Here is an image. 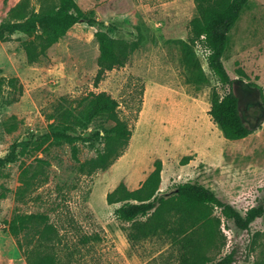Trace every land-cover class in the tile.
I'll return each instance as SVG.
<instances>
[{"label": "rangeland", "instance_id": "374dc122", "mask_svg": "<svg viewBox=\"0 0 264 264\" xmlns=\"http://www.w3.org/2000/svg\"><path fill=\"white\" fill-rule=\"evenodd\" d=\"M20 1L0 0V22ZM75 1L98 23L74 24L45 55L29 61L23 42L33 35L14 32L0 40V158L14 144L17 150L28 145L27 153L0 165V264H29L32 243L23 238L20 246L8 222L16 213L31 212L45 213L55 226L47 251L57 264H176L181 248L171 236L137 238L136 226L115 218L119 204H108L106 194L121 181L129 189L139 187L160 159L159 197L169 201L175 186L186 181L205 185L241 212L264 200V0H249L242 9L222 57L243 119L254 128L238 140L224 138L208 115L211 90L222 94L229 87L208 69L199 42L183 43L194 0ZM28 4L38 10L40 1ZM96 31L125 54L122 66L100 69ZM199 68L204 83L195 79ZM252 84L261 87L263 98ZM101 91L118 101L116 115L132 132L123 148L116 146L121 154L106 168L93 162L105 149L103 128L114 124L110 119L77 125L68 132L78 136L72 144L44 139L69 107L85 121L90 94ZM72 146L90 167L80 170ZM26 168L30 185L25 189ZM204 209L208 220L191 233L203 258L215 261L235 245L234 264H264V215L246 232L226 222L218 208ZM170 221L175 228L178 216Z\"/></svg>", "mask_w": 264, "mask_h": 264}, {"label": "trees", "instance_id": "16d2710c", "mask_svg": "<svg viewBox=\"0 0 264 264\" xmlns=\"http://www.w3.org/2000/svg\"><path fill=\"white\" fill-rule=\"evenodd\" d=\"M39 1V8L35 10L34 6L29 7L28 0H21L9 9L8 17L0 22V40L6 39L14 32L34 36L23 42L29 61L37 59L39 55H45L46 49L59 41L67 30L79 21L83 20L90 26L98 23L96 18L89 17L80 9L75 0ZM248 2L249 0H194L195 15L189 22L188 40L183 42L186 46L188 43L199 42L206 50L205 59L208 69L219 83L229 87L222 94L215 88L211 90L208 109V115L213 123L223 137L229 140L242 139L254 130L243 119L239 98L232 89L234 79L230 77L222 62L228 45L229 31ZM94 35L98 43L100 69L122 66L125 54L115 48L110 37L101 31H96ZM195 79L198 83L207 80L200 68L196 71ZM252 85L258 88L260 98H263L261 87ZM90 96L85 121L80 122V118L73 112L74 108L69 107L59 114L57 123L49 125L44 139L51 138L55 143L72 144L78 136L72 137L68 132L75 130L77 125L86 127L96 117L110 119L114 124L109 128H103L106 133L105 149L93 162V167L97 165L106 168L121 154L122 149H116V146L119 144L123 148L132 132L128 124L116 115L118 107L116 99L104 91L91 93ZM42 142L38 143V146ZM27 146L26 143L17 150L14 144L11 151L0 158V165L13 162L20 155L27 153ZM76 151V147L72 146V156L79 162L80 170L90 167L86 162L79 161ZM42 162L43 160H39L38 165L41 166ZM153 166L152 171L139 187L129 189L121 181L106 194L108 204H119L113 210L115 218L136 226L134 235L137 238L159 232L170 235L172 243L178 244L181 248L176 264H234L239 255L237 246H232L219 259L209 261L199 254V245L191 233L208 220V212L204 209L206 206L218 208L226 222L231 223L238 230L249 232L253 222L264 215V200L241 212L231 203L220 199L205 185L197 181H186L175 186L176 196L169 201L159 197L161 160L156 159ZM22 179L26 189L30 185L27 168L22 171ZM173 215L178 216L175 228L169 226L172 224L170 217ZM142 217L145 218L144 221L139 220ZM8 230L11 235L18 238L20 246L23 238H29L31 241L32 245L28 247L27 252L28 258L31 259L29 264H57L55 254L47 251L54 244L57 230L48 222L45 213H16L8 222ZM174 231L181 232V238H175Z\"/></svg>", "mask_w": 264, "mask_h": 264}]
</instances>
